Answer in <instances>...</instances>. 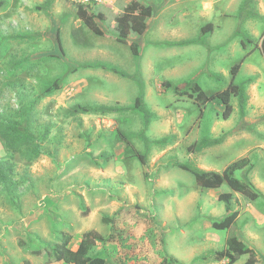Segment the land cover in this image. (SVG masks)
<instances>
[{
    "label": "rangeland",
    "instance_id": "obj_1",
    "mask_svg": "<svg viewBox=\"0 0 264 264\" xmlns=\"http://www.w3.org/2000/svg\"><path fill=\"white\" fill-rule=\"evenodd\" d=\"M133 1L153 17L144 35L120 44L116 20ZM243 1L0 0V264H65L53 260V247L70 235L75 250L91 231L105 239L93 254L109 264H229L212 259L228 237L212 223L228 215L219 196L232 190L202 189L178 165L222 173L244 158L251 168L236 177L263 196L232 192L231 209L240 240L264 264V0H254L259 18L241 25ZM77 3L105 15L104 36L81 22ZM245 56L236 81L249 97L244 114L237 99L224 119L223 105L174 90H223ZM57 81L61 89L49 91ZM141 95L153 115L146 130L137 112L81 111L133 106ZM27 119L31 140L6 138L7 127Z\"/></svg>",
    "mask_w": 264,
    "mask_h": 264
},
{
    "label": "trees",
    "instance_id": "obj_2",
    "mask_svg": "<svg viewBox=\"0 0 264 264\" xmlns=\"http://www.w3.org/2000/svg\"><path fill=\"white\" fill-rule=\"evenodd\" d=\"M256 2L254 0H244L241 4L239 11L236 14V18L239 24H243L247 20L258 19L259 15L256 11ZM76 12L81 22L95 35L104 36L105 32L102 30L101 24L106 21V17L102 13L91 12L88 5L83 3L76 4ZM154 9L142 4L138 1H133L124 10V12L117 18V34L116 41L120 44H129L130 36L132 34L144 35L148 30V20L153 17ZM212 30V25H208L203 29V32ZM58 45L62 48L59 33H57ZM252 42L249 36L242 38V45L244 49L249 47ZM261 49L264 54V39L262 40ZM131 50L134 55L139 54V47L136 43L131 44ZM255 49H252L249 53L252 54ZM248 56V55H247ZM246 56L231 69L232 79L229 85L223 89L214 93H205L198 85H196L190 91H181L178 87H174V90L178 95L187 96L193 99L199 105L205 106L210 102H217L224 106L223 118L229 119L234 112L232 100L237 99L239 108L242 114L245 113L247 102L249 100L247 91L244 86L238 84L237 77L240 73L242 64ZM104 70L119 73L118 70L100 66ZM120 74V73H119ZM214 78L217 81H221V75L214 74ZM252 82V79H248V84ZM165 86L171 88V83H165ZM61 84L57 81L48 90H59ZM81 111L85 114L95 115H110V114H127V113H140L144 119L145 130L148 128L152 113L147 109L143 95L139 96L133 106H86L82 107ZM6 138L9 136L18 137L24 141L32 139V134L29 130V119L18 125V127H7ZM167 142V139L155 142V144H161ZM222 140L212 141L213 145H219ZM181 169L189 172L194 177L197 185L206 190H219L224 185H227L232 192L243 195L251 201H256L263 196L254 185L248 180H240L236 177L238 172L250 170V162L244 158L238 160L229 165L222 173L218 172H205L197 168H193L187 165H178ZM222 193L219 196V201L223 202L226 207L228 215L220 221H213L212 226L217 231L228 230L227 248L223 251H218L213 254L212 259L217 262L228 260L229 264H236L243 257H247V261L244 264H258L259 259L256 252L248 248L239 238L237 219L239 214L237 211L233 212L231 209V203L233 201V193ZM108 220V219H107ZM73 238L70 235H66L60 244L53 247L51 255L55 262H63L65 264H109L108 260L98 254H93L94 247L98 243H103L105 239L95 231L88 232L82 236V239L77 247L73 249L71 242ZM30 264V263H27ZM118 264H128L126 262H119ZM159 264H180L173 258H165Z\"/></svg>",
    "mask_w": 264,
    "mask_h": 264
}]
</instances>
